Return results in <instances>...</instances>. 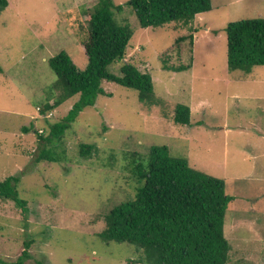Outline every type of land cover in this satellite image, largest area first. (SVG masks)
I'll return each instance as SVG.
<instances>
[{
  "label": "rangeland",
  "instance_id": "374dc122",
  "mask_svg": "<svg viewBox=\"0 0 264 264\" xmlns=\"http://www.w3.org/2000/svg\"><path fill=\"white\" fill-rule=\"evenodd\" d=\"M7 1L0 13V182L18 177L25 205L0 196V264L16 262L29 240L30 258L20 264H138L142 253L134 245L97 234L111 208L133 200L141 186L129 167L146 163L150 147L162 144L225 182L233 198L223 224L226 264H264V65L230 68L225 31L230 22L264 18V0H210V10L188 26L146 28L127 0H112L115 19L128 22L133 35L123 61L109 68L119 74L129 62L149 73L155 101L103 82L107 94L59 138L50 137V125L78 96L40 111L42 93L56 79L48 61L65 51L85 68L88 25L81 17L97 0ZM163 61L188 67L164 69ZM178 104L189 107L190 124L174 122ZM82 144L91 146L88 155ZM47 153L52 161L39 158Z\"/></svg>",
  "mask_w": 264,
  "mask_h": 264
},
{
  "label": "trees",
  "instance_id": "16d2710c",
  "mask_svg": "<svg viewBox=\"0 0 264 264\" xmlns=\"http://www.w3.org/2000/svg\"><path fill=\"white\" fill-rule=\"evenodd\" d=\"M125 4L135 14L141 28L157 27L170 21L188 26L198 13L211 8L210 0H127ZM7 6V0H0V13ZM116 7L121 9L122 5ZM113 8L112 0H97L81 17V21L88 25L86 39L82 42L87 58L84 69L77 68L65 51L48 61L56 79L42 93L44 100L40 102V111L45 113L68 98L78 96L67 114L50 125V137L63 135L81 110L94 106L98 95L107 94L103 82L137 90L141 98L155 101L149 73L141 72L129 62L121 65L119 74L109 68L111 64L123 61L133 35L128 22L120 23L115 19ZM82 22L80 28H83ZM225 31L230 68L249 70L264 65V18L230 22ZM189 37L192 44V36ZM187 67L167 66L163 61L164 69L180 71ZM51 99L53 102L49 104ZM176 108L174 122L190 124L189 107L178 104ZM80 147L81 153L89 154L90 145ZM50 154L39 158L52 161ZM129 168L141 186L136 188L133 200L116 204L104 216L105 228L97 234L103 242L134 245L142 253L138 264L227 263L230 247L223 224L233 198L226 195L222 179L192 168L184 159L171 156L164 144L152 145L146 163ZM17 181L16 176L1 181L0 196L23 208L25 203L19 200L15 187ZM31 242L24 243L21 256L10 264H20L24 258H30L26 249Z\"/></svg>",
  "mask_w": 264,
  "mask_h": 264
}]
</instances>
